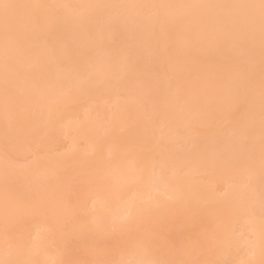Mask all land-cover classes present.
Segmentation results:
<instances>
[{"label": "snow or ice", "instance_id": "obj_1", "mask_svg": "<svg viewBox=\"0 0 264 264\" xmlns=\"http://www.w3.org/2000/svg\"><path fill=\"white\" fill-rule=\"evenodd\" d=\"M200 44L220 50L231 71L218 78L214 103L199 107L197 115L223 129L231 149L246 163L247 184L253 192L259 182L258 236L251 227L245 231L235 224L218 223L204 238L190 234L171 241L165 231L166 217L160 214L163 205L158 189L148 195L147 202L129 204L117 212L97 210L94 204L81 208L71 195L57 204L38 191L10 209L6 205L0 220L4 244L0 264H264V0L77 4L0 0V68L7 121L5 179L8 133L21 112L18 84L29 78V61L38 60L43 50L61 48L65 60L84 65L79 73L82 83L103 85L113 70L121 79L136 77L145 48L153 57L171 61ZM138 84L142 89L152 87L143 80ZM145 103H151L150 91L145 92ZM187 115L173 112L169 119ZM158 127L162 129L164 122ZM185 130L194 131L190 121L177 134ZM162 140L161 135L157 142ZM37 214L52 216L39 242L27 228ZM244 223L251 225V214L244 217ZM97 234L118 235L116 249L109 251L90 239ZM74 239L85 241L94 258L35 259L46 242L58 244L70 256ZM237 254L242 255L235 258Z\"/></svg>", "mask_w": 264, "mask_h": 264}, {"label": "bare ground", "instance_id": "obj_2", "mask_svg": "<svg viewBox=\"0 0 264 264\" xmlns=\"http://www.w3.org/2000/svg\"><path fill=\"white\" fill-rule=\"evenodd\" d=\"M7 1L10 2V0H7ZM25 1L23 0L22 2H25ZM28 1L42 2L41 0H28ZM48 1L49 0L47 1L44 0V2H48ZM52 1L54 2L56 0H52ZM59 1L60 0H57L56 3ZM61 1L64 2L63 0ZM74 1L76 2H73V0L71 1L68 0L67 2H64V3L72 4L73 2V4L74 3L77 4L78 2L80 3L82 1L85 3L86 2L95 3L96 1H99V0H95V1L94 0H90V1L89 0L88 1L87 0L85 1L84 0H74ZM101 1L108 2L107 0H101ZM129 1H132V0H129ZM139 1L146 2V0H139ZM158 1L160 0H157V2ZM168 1L169 0H166V2ZM190 1L188 0L189 3H192V1L193 3H195L194 0H192L191 2ZM207 1L210 3H214L219 0H213L214 2H211L212 0H207ZM207 1H204L203 3H208ZM235 1L237 2L238 0H234L233 2ZM133 2L137 3L138 0L137 1L133 0ZM173 2L180 3V0H175ZM188 2L186 0H181V3H188ZM222 2L228 3L230 2V0L229 1L226 0V2L222 0ZM49 3H51V1H49ZM111 3H113V1ZM127 3H130V2H127ZM218 3H221V2H218ZM82 51L87 53L89 56L94 55L88 49H83ZM29 64H30L29 77L31 76L35 77V79L31 77V79H34L36 82H34V80L31 81V79H27V81H23V85L27 86L26 84L27 82L29 83L28 84L29 86L32 82L31 85H33L34 90L36 87L37 88L44 87L43 89H46V91H48L49 88H45V86H51V90L49 89L47 94L53 95L52 97L57 98L59 103L61 104L63 103L62 105L64 106H62V108L56 107L57 105H59V103L55 101L56 99H53V98L49 100L51 96L48 97L49 95L46 94V91L45 92L42 91L44 95L41 94V90L38 91L39 94H41V95L38 94L39 95L37 96L38 98L34 94H32L33 96H31L29 93L28 94L30 96L27 97L25 96L26 94L23 95L22 91H25L24 88L22 91H20L19 89H21V85L18 84L19 86L18 90L19 92H22L21 94L22 100L23 99L25 100L24 103L31 106L34 111L37 110V112L34 113L32 109L29 108V106L26 107L27 105H25L24 103L21 104L26 108L22 106L21 108L22 112L15 118V120L12 123V127L10 128L9 133H8L9 144L14 142L16 139L17 140L15 141L16 143L14 142L12 144L18 147L21 146L19 148L22 149L21 150L17 147L18 148L17 153H22L21 154L22 156L23 153L28 150L27 152L30 153L29 157H31V154H32V156L34 157V161L36 160L37 164L35 163L33 164V160H32L33 158L31 157V161H30L31 164L28 163L25 166L20 165L15 160L20 154H14L11 148L8 146L10 148L9 151L11 150V152L14 154L15 157L13 156V154H10L9 152V154L12 156L11 157L9 156L8 163L11 162V164L13 165L11 166L7 163V170H8L7 179L10 178V176L13 177L12 181L14 182L18 181L20 183L19 184L15 182L16 183L15 185H17L18 187H20L19 185L22 186L24 184L25 186L23 185L22 187H23V190L25 189V191L20 192L19 191L20 189H18L19 192H16V190L13 189L15 192L13 191L12 193V190H9V192H7V187L6 189H4L5 186L3 184L6 181L5 182L1 181L2 183L0 182L2 184V186H0V220H2L4 212H5V209H3L1 206L2 203L4 204V206L8 204L9 206L8 208L10 209L14 205L15 202L25 200L28 198V196L30 197V195L34 196L39 191L42 195L51 197L58 204L64 196L71 195L70 194L71 192L73 193V195L77 193V191H74L73 189L74 188L76 189L77 187V185L76 187L74 186L75 184H79L80 186H78L77 188H80V187L81 188L79 189V192L77 193V197L75 196L78 199L74 200L73 201L74 203H76L77 205H79L81 208H84V209H90L94 204L97 210L104 209L108 212L120 211L126 208L129 204L138 205V204H141L142 202H147L148 195L154 190L158 189L160 192L159 200L163 205V207L160 209V214L166 217L165 231H166V235L168 239L171 241H178L190 234L200 235L201 238H204L210 235V230L218 223L227 224L228 226L235 224V226L239 230H244L245 228L248 229L249 227H251L255 229L256 234L258 236V231H259V221L258 220H260V217H259L260 215L258 217L252 216L253 217L252 223L251 225H247V226L244 223V217L248 216L247 214H248L249 209L250 210L252 209L249 207H253V205H255L253 201L256 202L257 197H259L257 196L259 195V182L257 181L255 191L253 192L251 189H249L247 182L245 183V181H247V174H244L242 171H241L242 173L240 172L242 177L243 175H245V177L243 178H246V179H243V178L241 179L240 175L234 176L235 174L239 173L240 170L245 169V166H246L245 161L243 160V158L239 157L236 153H234L233 156H230L231 158H229V160L226 161L228 156L232 154V149L230 148L228 149V146L230 145V143L228 145L227 144L228 142L227 143L225 142V140H227L228 138H226L225 140L222 139L225 135L223 129L219 126V124L218 125L209 124L208 122L204 120H199L201 118H199L197 115V110L200 104L207 105V104L214 103L215 91H216L215 86L217 84L218 78L226 75L228 72L231 71L230 67L225 62L224 55L222 54L220 50L214 47H210L207 44H200V45L184 50L181 53V55H179L178 57H176L175 59L171 61H167V60L162 61L156 57H153L151 55L150 49L145 48L143 51L141 64H140L141 71L136 76L138 77V79H136L135 81H136V84H138V80L144 77L145 79L144 78L142 79L143 81H145L147 80L146 79V76H147V78L149 79L147 82H150L152 86L151 87L152 91L155 90L157 91V94H158L157 99H156L157 107L155 108V111L152 106V104L154 103L152 102L145 103V92L150 91L151 93H153L154 91L152 92L151 89L150 90L142 89L141 87H139V84L135 86L136 88H133V86L132 88H130L131 85L129 86V84H135L134 83L135 81L133 78H136V77L126 78L130 80L131 83L128 81L129 84L125 83L123 80L120 82L118 80L120 79L118 75L116 76V78L114 77L116 74H120V73L118 72L115 74V70H113L114 73L111 72L107 74L108 76L110 75L111 76L106 79V82L105 84L102 85V87H99L101 89L97 87L96 85L97 83L95 82H94L95 84L94 83L85 84V83L79 82L80 81V79L78 78L79 73L80 71H82L84 65L81 62H78L76 60H73L71 62L65 60L63 58V51L59 47H54L51 50H47V49L43 50L39 59L29 61ZM202 72H203V75L201 74ZM112 73L114 75H112ZM0 74L2 75L1 70H0ZM54 74L56 75V77L54 76ZM168 75H170L171 78L173 77L172 78L173 81L172 79H169L170 80L169 81L168 78H166ZM204 76H206V78H204ZM74 77L78 81L74 80L76 81L74 82L73 80H71V78L75 79ZM112 77H114V79L118 78L117 80L113 79L114 80L113 83H115L114 85H112L113 83L111 84V82L109 81ZM149 77L152 78L151 81H150L151 78ZM0 78H3V75L0 76ZM36 78L39 80H36ZM131 80L133 81V83ZM1 82L0 84H2ZM19 83H22V81ZM116 83L118 84L120 91L115 93V89L118 91L117 86L115 87V85H117ZM52 86L53 88H56V86L60 88L61 86L62 87L60 88L61 90L67 88V90H64V91L68 93V89H69L70 92L67 94L61 91L60 93V89L57 88L59 90L57 91L58 92L57 94L59 97H56L57 94L52 91L53 90ZM110 87L111 88L114 87L112 88L114 89L113 90L114 92L111 91ZM202 87H203L204 93L202 91ZM30 89H29V92H31ZM31 90L33 93V89ZM97 90L98 91L101 90L102 92L103 91L104 92L100 93ZM105 90L106 91L108 90L106 93L107 95L104 94L106 92ZM133 90H135L136 92L135 91L133 92ZM109 91H111L110 95L108 94ZM122 91H124V94L120 95ZM38 92L36 89L35 93L37 94ZM112 92L115 94H113ZM25 93H27V91H25ZM54 93L56 94V96H54ZM65 94H67V96ZM154 94L155 95L153 96L156 97L157 94L155 92ZM0 95L2 94L0 93ZM63 95L65 98L63 97ZM105 95L107 97L105 99H107L108 101L109 99L111 100V98H113L109 102H107L106 100V102L108 103V105L111 102L110 105L113 104L111 106L115 107L116 108V109L114 108L115 110H113V108L111 109L110 108L111 106L106 105L107 103L105 102V99L103 98L105 97ZM108 95L112 97L110 98ZM124 95L126 96L125 100H124ZM61 96L63 99L61 98ZM113 96L116 98L114 99ZM45 97L49 98L48 100L50 101V103L46 102L48 100L44 101ZM154 97L151 98L152 101L153 99L155 100ZM81 98H90V100L87 101V104L88 106L90 105V107H87L86 106L87 104H85L84 105L86 106L85 110L84 108H82L84 106L80 107L83 109V110L80 109L81 110L80 112L82 113H79V110H78L76 111V113H74L75 115H72L71 112L73 111V109L79 106V105L73 106L72 103L76 104L75 102L77 101V99H78V102L80 103L81 101L83 102L84 99L81 100ZM26 99H28L27 100L28 103L26 102ZM102 100L104 101L102 102ZM185 101H187L188 103L185 104ZM44 102L46 103L44 104ZM97 102H99V104L101 105L100 106L98 104L99 105L98 107H103L106 105L105 106L106 109L97 108V106H95L97 105ZM104 102L105 104H103ZM84 103H81L80 105ZM92 103L93 104L95 103V104L93 105ZM47 104L52 105V108L50 109V111L47 110V112H45L46 111L45 110L43 112L44 114L41 113L40 110L42 109H40L39 107L34 108L35 106L42 105L43 109H46V107H48L47 109H49L50 106H47ZM1 105L2 104L0 102L1 112H4L3 105L2 106ZM67 105L69 108L67 107ZM154 106H156V104H154ZM70 107L73 109L71 110ZM189 107L192 109L191 112H188ZM27 108H29L28 110L29 113L26 112ZM53 108L55 109L52 113L51 111ZM96 108L99 109L100 111L105 110V112L106 110H108L111 112V115L106 117L107 114L104 115L102 114L103 112L102 113L98 112ZM23 109L25 110L23 111ZM68 109L69 111L70 110L71 111L66 112V110ZM147 109L149 110L151 109L153 114L151 112L149 113H151L154 116H151L150 114L148 115ZM31 111L34 113L33 117H29V115H32L30 114ZM48 111L51 113H49ZM173 112L188 113V115L185 116L184 119H180V120L169 119V114ZM45 113L46 115L50 114V116L45 117ZM64 113L65 114L69 113L70 115H72L70 116L66 114L67 117L70 116L69 120L67 117H63ZM109 114L110 113H108V115ZM40 115L42 117H45V119H43ZM146 115H148L149 119L147 118ZM190 115L193 117L191 118ZM150 116L154 117V121H156L155 122L156 124H154V121L150 118ZM60 117H62L63 119H60ZM104 117L108 119L106 120V118ZM64 118L65 120H68V121H65ZM160 118L163 119V122H164V127L162 129H160L157 126L158 125L157 120ZM57 119L58 120L60 119V122L62 121V123L60 124L61 127H64L62 125H65L64 131L62 130L63 134L61 132L60 133L67 137V139L64 138V140H68V144L71 145V146L67 145L68 148H70L69 152L66 151L68 150L67 148L65 151H63V153H60V154L54 153V151H52V150H55L54 147L57 146L55 145V143L56 144L59 143L58 141L62 140V138L64 137L60 133L56 134L57 132L60 131V128H56L59 131H53L54 129L53 126L56 124L55 122L58 121ZM161 121H159V123ZM189 121L191 122L194 128V131L185 130V131H188V133L186 132L185 134L184 133L185 131H184L183 132L184 133L183 135H185L184 137L182 133L178 135L177 129L184 128L185 125L189 123ZM60 122H58V124ZM41 125L43 126L45 125V126L42 127ZM60 125L58 126L60 127ZM153 125L159 129L158 131L156 129L158 133L154 130L157 134H155L154 131H150V129L153 130L151 127ZM58 126L56 124V127ZM6 127H7V121L4 115L3 120L0 119V136L2 137L0 138L1 140L0 142H2V139H4V142H5V143L3 142L4 145L0 146V148H2V151L0 149V178H2L3 181L5 180V168H6L5 156L3 155L5 154L4 152L5 148L3 146L6 147L5 145L6 144V140H5ZM39 127L41 128L39 129ZM42 128L44 129L46 128L47 130H43ZM35 129L40 130V132L38 131V134H37V131H35ZM48 130H51L53 132L52 133L51 131H49L51 132L50 134L54 137L52 138L53 140H55L57 136L61 135L62 137L61 136L58 137L61 139L59 140L57 139L56 142L52 140L53 141L52 144L55 146L51 147L52 146L51 145L50 149L52 150L50 151H52L53 153H50V151H48L49 149H47L43 145L44 148H46V150L48 151V153H45V155H43V152H45L46 150L43 149V146H41L42 148L39 147V144H42L40 143L42 140L46 142L45 140L46 137H44L45 133L43 132H46L45 134L46 136L47 133H49L47 132ZM145 130L149 132L148 133V135L150 134L149 136L146 134L147 132H145ZM32 131H35L34 134L36 133L39 138L35 137ZM29 134H32V136L35 137L36 140L40 139L39 142L38 140L35 141V139H33L32 137L28 138V136H31ZM70 134L73 136H71ZM189 134H192V136L195 135L196 137L194 136V138H192ZM40 135L43 138L40 137ZM68 135L71 137V140H69L70 137H68ZM161 135L163 136V140L161 142H157L158 138ZM186 135H189V136H186ZM133 136L134 138L137 137L135 138L136 143H134V141L130 142L131 139L134 140V138H132ZM10 137L12 138L16 137V138L12 139ZM187 137L193 139L191 145H195V146L191 147L193 149L192 152H188L190 153L191 157L189 156L188 153H186L187 156L185 155L186 159H184L185 157L182 155L184 151L183 149L186 148L187 151L189 149L181 145L189 143ZM30 138H32L35 145L33 144V142L29 143V141L31 140ZM184 138H186L187 140ZM183 139L186 142H183ZM217 139L218 140L220 139V141H218ZM10 140L12 142H10ZM211 140H217V141H215L216 143H214V141L212 142ZM48 141H49V138L47 142ZM69 141H71V143H69ZM79 141H83L84 145L83 146L81 145L82 142H80L79 144ZM181 141L183 142V144H181L182 143ZM176 142H179L178 146ZM197 142H199L200 144ZM3 143H0V144H3ZM49 143H51V140L49 141ZM49 143H43V144L47 145ZM31 144L33 146L38 147L39 150H36L38 148H35V147L29 148L28 146H30ZM165 145L166 146L171 145L170 147L172 149L175 146L173 151L177 149L178 151L183 150L181 152L182 156L181 155H180L181 157L179 156L180 153L178 151L177 152L179 154H175V152H173L171 149V152L174 153L176 156L177 155L178 156L177 157L175 156L173 158L172 156L168 157L170 155L168 153L170 152L168 148L170 147H165ZM25 147L28 149H25ZM189 147H190V144H189ZM30 149L34 151L33 152L30 151ZM162 149L164 150L163 152L165 153L168 149L166 155L170 159V161H173L174 163L173 162L171 163L170 161L166 162L168 158L165 159V157H163V155L164 156L166 155L165 153L162 154ZM14 150L15 149H13V151ZM35 150L36 152L38 151V153H40L41 155L37 153L35 154ZM70 152L74 154L73 157ZM185 152L186 151H184V153ZM226 152L230 154L228 155L226 154ZM49 154H53V156L58 155L55 157L57 158V160H55L54 158V160L51 161L50 158L53 159V157L52 155H49ZM66 154L67 156H65ZM63 155L67 158H65ZM157 155H159L158 156L160 157L159 159ZM26 156H27V153H26ZM188 156L192 159L197 157L200 160L199 161L197 159L198 162H201L202 160L203 161L207 160L208 165L204 163L205 161L204 162L202 161L203 167L200 166L201 163L200 164L198 163L199 165H197V160L195 161L193 160L192 162L190 158H189L190 160L188 159ZM212 156H213L212 161L214 162V158H215V163L219 167L216 165H215L216 167L213 166L215 168L210 167L212 165H209L211 161L209 160L208 162V159L212 158ZM12 157L15 161H13ZM46 157H49V159ZM161 157L164 158L165 161H162L163 159ZM58 158L60 160H58ZM38 159L41 161L45 160V165H44V161L41 164ZM182 159L186 161L188 160L186 162L188 165L190 164L189 161H191V163L193 164L194 162H196V166H193V164H191L192 165L191 167H193L191 168L190 166L185 165V162ZM222 159L224 162L222 161ZM181 160L184 162L183 167L181 164L179 166L177 165L178 162L180 163ZM38 162L40 165L38 164ZM15 163L17 164V166H14L16 165ZM239 164L243 165L242 168H240V170L238 169L237 172L235 170L232 171L235 173H233V175L231 174L228 177L230 180L225 179V177H227L226 175L227 172H225L226 169L236 167L235 169L237 170V165ZM26 166L31 167V168L23 169ZM220 166H223L222 168L223 170L225 168V170L224 171L222 170L221 173L225 172L224 174L223 173L222 174L224 176L226 175L225 177L222 176L223 178L222 181L227 180V181H224V183L221 182L222 186L218 184L221 181L220 180L221 175L218 176L217 174L220 172V170H218L217 173L216 171H213V169L214 170H217L218 168L221 169ZM18 167H21L22 170H20ZM162 167H163V174H161ZM14 168H18V169L14 170ZM210 168L212 169L213 173L217 174V176L215 174V176L213 177L212 175L209 174L211 177H205L207 176L204 174L205 169L206 171L208 169V172H209ZM228 171L229 172L227 174L232 173L230 172V169H228ZM197 173L199 174V176L202 174L205 175L204 179L205 178L206 179L202 180L203 176L202 178L201 176L196 178V175L198 176ZM34 176L36 177V179ZM28 177L30 178L28 179ZM75 178H77L78 180L75 181ZM207 178L210 179V183L208 184H207ZM209 179H208V182H209ZM215 179H219L220 181H216ZM21 182H24V183H21ZM28 184H30L31 187ZM215 184L217 186H220L221 188L220 190H222L223 193L218 194L217 191L215 192V187H217ZM222 187L226 188L225 190L226 192L222 189ZM4 191H6L7 193L5 192L6 193L5 194ZM26 191H28L27 193L29 194L25 193ZM254 198L255 200H252ZM141 200L143 201L141 202ZM251 202L254 204H252ZM257 202L260 203L259 200ZM259 203H256V205L258 204L256 207H260ZM179 206L181 207V209ZM256 207L254 206L253 208H256ZM177 209H179L180 211H178ZM203 210L205 212L202 213ZM255 210H257V208ZM258 211L256 212V214H261V211L260 212ZM178 213L180 214L177 215ZM250 214H252V212ZM51 222H52L51 215L37 214L29 220L27 228H28V231L31 233V235H33L32 237L35 240H37V242H39L42 238L46 236L47 234L46 230L48 229ZM90 239L97 240L103 247H105L109 251L115 250L120 241V237L118 235L97 234L95 237H92ZM76 240L78 239H74L73 242ZM73 242L71 245L70 256L66 254L63 248L60 247L58 244H52L50 242H46L43 249L38 253V255L35 256V259H38L41 261H53V260L62 259V258L63 259H67V258L92 259L94 258L95 253L92 252L88 248L87 243L85 241L78 240L77 243L75 244ZM3 247H4L3 239L0 238V254L3 253ZM117 254L119 255L120 253H117ZM240 255L237 254L235 258H240ZM258 258L259 257L257 255V259Z\"/></svg>", "mask_w": 264, "mask_h": 264}, {"label": "rangeland", "instance_id": "obj_3", "mask_svg": "<svg viewBox=\"0 0 264 264\" xmlns=\"http://www.w3.org/2000/svg\"><path fill=\"white\" fill-rule=\"evenodd\" d=\"M22 1H23V0H22ZM22 1H20V0H18V1L16 0V1H15V0H14L15 3H16V2H22ZM24 1H25V0H24ZM27 1H28V0H26L25 2H27ZM41 1L44 2V0H41ZM45 1H47V0H45ZM49 1H51V3L53 2L52 0H49ZM49 1H48V3H49ZM56 1H57V0H56ZM56 1H54L53 3H56ZM63 1H64V2H67L68 0H67V1L63 0ZM70 1H71V0H70ZM84 1H85V0H84ZM87 1H88V0H87ZM89 1H90V0H89ZM94 1H95V0H94ZM107 1H108L109 3H111L112 1H113V3L115 2V0H112V1H111V0H107ZM120 1H121V0H120ZM120 1H119V0H116L117 3H122V2H123V0H122L121 2H120ZM125 1H126V3H127V2H130V3L133 2V0H132V1L124 0L123 3H125ZM136 1H137V0H136ZM169 1H170V2H169ZM169 1H168V2L171 3V2H173V1H175V0H173V1L169 0ZM186 1L188 2V0H186ZM189 1H190V0H189ZM191 1H192V0H191ZM191 1H190V2H191ZM197 1H199V0H194L195 3H203L204 1H207V0H203V1L201 0V1H199V2H197ZM224 1L226 2V0H224ZM227 1H229V0H227ZM231 1L233 2L234 0H230V2H231ZM7 2H9V1H7ZM14 2H13V0H10V3H14ZM28 2H30V1H28ZM59 2H60V3H64V2H62L61 0H60ZM59 2H57V3H59ZM73 2H76V1L73 0ZM73 2H72V4H73ZM77 2H78V1H77ZM82 2H83V1H82ZM82 2H80V3H82ZM97 2H99V3H101V2H102V3H108V2H106V1L104 2V1H101V0L96 1L95 3H97ZM116 2H115V3H116ZM139 2H140V1L138 0L137 3H139ZM155 2H157V0H155ZM158 2H166V0H160V1H158ZM207 2H208V1H207ZM211 2H214V1L212 0ZM218 2L224 3V2H222V0H219V1L214 2V3H218ZM235 2H236V1H235ZM237 2H238V1H237ZM78 3H79V2H78ZM83 3H85V2H83ZM86 3H88V2H86ZM90 3H92V2H90ZM93 3H94V2H93ZM173 3H175V2H173ZM177 3H178V2H177ZM180 3H181V0H180ZM188 3H189V2H188ZM192 3H193V1H192ZM208 3H210V2H208ZM226 3H227V2H226ZM74 4H75V3H74ZM0 70L2 71V68H0ZM54 72H55V71H54ZM111 72H113V71H111ZM111 72H109V73H111ZM109 73H108V74H109ZM113 73H114V72H113ZM113 73H112V75H114ZM116 73H118V72L115 71V74H116ZM201 74L203 75V72H202ZM2 75H3V71H2ZM2 75L0 74V76H2ZM117 75L120 77V74H116L114 77L116 78ZM54 76L56 77L55 74H54ZM73 76H74V75H73ZM75 76H76V75H75ZM110 76H111V75H110ZM110 76L107 75V78L110 77ZM168 76H169V77H168ZM168 76L166 77V78H168V80L173 78V77L171 78L170 75H168ZM31 77H32V76H31ZM31 77H29L28 79H31ZM55 77H53V78H55ZM71 77H72V76H71ZM77 77H78V76H77ZM114 77H112V78L109 80V81L111 82V84L114 82V80H117V79H118V78H117V79H114ZM32 78L35 79V77H32ZM74 78H75V77H74ZM78 78H79V77H78ZM78 78H77V79H78ZM142 78H144V77H142ZM142 78H141L140 80H143ZM149 78H151V77H149ZM204 78H206V76H204ZM1 79H2V80H1ZM34 79H31V81H33ZM113 79H114V80H113ZM133 79H134V81H135L136 79H138V77L133 78ZM144 79H145V78H144ZM146 79H147V80H145V81H148V80H149V79L147 78V76H146ZM36 80H39V79L36 78ZM71 80L74 81V80H76V78H75V79L71 78ZM118 80H119L120 82L123 80V81H124L125 83H127V84H129L128 81L130 82V80H129V79H126V78H125V80H124V79H121V78L118 79ZM140 80H138V81H140ZM151 80H152V78L150 79V81H151ZM1 81H2V82H1ZM26 81H27V80H26ZM76 81H78V80H76ZM76 81H74V82H76ZM131 81H132V80H131ZM169 81H170V80H169ZM172 81H173V79H172ZM203 81H204V80H203ZM0 82L2 83V84H0V85H1V87H0V93L2 94V91H1V90H2V86H3V78H0ZM34 82H36V81L34 80ZM34 82H33V83H34ZM79 82H81V81H79ZM120 82H119V83H120ZM117 83H118V81H117ZM117 83H116V84H117ZM130 83H131V82H130ZM132 83H133V81H132ZM134 83H135V84H129V86L131 85L130 88H132V86H133V88H136L135 86H137L138 84H136V81H135ZM148 83H150V82H148ZM202 83H203V82H202ZM202 83H201V84H202ZM26 84H27V86L25 85V86H26V87H25V86L23 85V81H22V83H19V85H21V89H19V90L22 91L23 88H24V90L27 91V93H25V91H22V92H23V95L26 94L25 96H27V97H29L30 95L33 96L32 94H34V95L37 97V96L43 94L42 91H44V92L46 91V89H43L44 87H39V88L36 87L35 90H34L33 85H31L32 82H31V84H30L29 86H28L29 83L26 82ZM94 84H95V83H94ZM114 84H115V83H113L112 85H114ZM127 84H126V85H127ZM55 85H57V84H55ZM96 85H97L98 88H99V87H102V85H99V84H96ZM98 85H99V86H98ZM22 86H24V87H22ZM30 86H32V87H30ZM116 86H117L118 91L115 89V93L120 91V89H119V87H118V84L115 85V87H116ZM129 86H128V87H129ZM18 87H19V86H18ZM26 88H28V89H26ZM30 88L33 89V93H32V90H31ZM40 88H42V89H40ZM45 88H49V89L51 90V86H45ZM52 88H53V86H52ZM57 88L60 89V88H62V87L60 86V88H59L58 86H56V88H53L52 91L55 92L56 94L58 93L57 91H59ZM95 88H96V87H95ZM110 88H111V87H110ZM110 88H109V90H110ZM112 88H114V87H112ZM112 88H111V91L114 90V89H112ZM29 89H30L31 92H29ZM36 89H37V92L41 90V94H39V92L36 94V93H35ZM49 89H48V91H49ZM99 89H101V88H99ZM54 90H55V91H54ZM64 90H67V88L62 89V90L60 89V93H61V91L65 92ZM48 91H46V94L48 93ZM52 91H51V92H52ZM97 91H98V90H97ZM105 91H106V90H105ZM107 91H108V90H107ZM107 91H106L104 94H106ZM111 91H109L110 93L108 92L109 95L111 94ZM131 91H132V90H131ZM134 91H135V90H133V92H134ZM151 91H152V89H151ZM153 91L157 94V91H155V90H153ZM153 91H152V92H153ZM202 91H203V87H202ZM22 92H20V93L22 94ZM53 92H52V93H53ZM69 92H70V90L68 89V93H69ZM98 92L101 93L102 91L100 90V91H98ZM103 92H104V91H103ZM103 92H102V93H103ZM113 92H114V91H113ZM113 92H112V93H113ZM135 92H136V91H135ZM154 92H153V93L150 92V93L152 94L151 96L155 95ZM28 93H29L30 95H29ZM55 93H54V96H56ZM65 93H67V92H65ZM68 93H67V94H68ZM115 93H113V94H115ZM203 93H204V91H203ZM38 94H39V95H38ZM67 94H65V95L67 96ZM113 94H112V95H113ZM117 94H118V93H117ZM121 94H124V91H122V92L120 93V95H121ZM43 95H44V94H43ZM47 95H49V94H47ZM106 95H107V94H106ZM106 95H105V97H103L104 99L107 98ZM109 95H108V96H109ZM120 95H119V96H120ZM1 96H2V95H0V102H1V104L3 105V102H2V100H3L2 97H3V96H2V97H1ZM25 96H24V97H25ZM45 96H46V95H45ZM50 96H51V97H50ZM52 96H53V95L50 94V95L48 96V97H50V99H49L48 97H45V99H44V98H43V99H44V101H45V100H48V99L51 100V98H53V99H56L55 101H57V102L59 103V101L57 100V98H54V97H52ZM101 96H102V94H101ZM114 96H115V95H114ZM114 96H113V97H114ZM116 96H117V95H116ZM157 96H158V94L156 95V97L153 96V97L155 98V100L153 99L154 102L151 100L152 103L156 104L155 108L157 107V103H156V102H157V101H156ZM40 97H42V96H40ZM43 97H44V96H43ZM56 97H59L58 94H57ZM63 97H64V95H63ZM109 97L111 98L112 96H109ZM121 97H123V96H121ZM153 97H151V98H153ZM37 98H38V97H37ZM61 98H62V96H61ZM64 98H65V97H64ZM115 98H116V97H114V99H115ZM1 99H2V100H1ZM39 99H40V98H39ZM59 99H60V98H59ZM62 99H63V98H62ZM83 99H84L85 103H84V101H83V102L81 101V100H83ZM112 99H113V98H111V100H112ZM125 99H126V96L124 95V100H125ZM27 100H28V99H26V102L28 103ZM49 100L46 101V102L50 103ZM79 100H80V99H79ZM81 100H80L81 103H84V104H82V105H80L81 103L78 102V99H77V101L75 102L76 104L72 103L73 106H74V105H76V106L79 105V106H77L76 108L74 107L75 109H73V108L70 107L71 110L73 109V111L71 112L72 115H75L74 113H76V111H78V110H79V113H82V112H80V111L83 110L82 108H84V110H85V109H86V106H87V107H90V105L88 106V104H87V101L90 100V98H81ZM106 100H107V99H105V102H106ZM111 100L109 99V101H111ZM120 100H122V99H120ZM103 101H104V100H102V102H103ZM109 101L107 100V102H109ZM24 102H25V100L23 99V100H22V103H24ZM46 102H44V104H45ZM77 102H78V103H77ZM89 102H90V101H89ZM102 102H101V103H102ZM105 102H104L103 104H105ZM107 102H106V103H107ZM22 103H21V104H22ZM41 103H42V102H41ZM110 103H111V102H110ZM110 103H109V105H108V103H107L106 105H108V106L113 105V104L110 105ZM202 103H203V101H202ZM24 104L27 105L26 103H24ZM39 104H40V103H39ZM60 104H61V103H59V105H57L56 107H61V108H62V106H64V105H62L63 103H62L61 105H60ZM69 104H70V103H69ZM85 104H87V105L84 106ZM92 104H93V103H92ZM92 104H91V105H92ZM94 104H95V103H94ZM94 104H93V105H94ZM98 104H99V102H97V105H95V106H97V108H99V109L105 108V109H106V107H105L106 105L103 106V107H98V106L100 105V104H99V105H98ZM103 104H102V105H103ZM154 104H152V106H154ZM2 105H1V106H2ZM42 105H43V104H42ZM42 105L35 106L34 108L39 107L40 109H42V110H40L41 113H43L45 110H46L45 112H47V110L50 111V109L52 108V105L47 104V106H50L49 109H47L48 107H46V109H43V106H42ZM55 105H56V104H55ZM205 105H206V104H205ZM22 106H23V105H21V108H22ZM28 106H29V105H27L26 107H28ZM45 106H46V105H45ZM53 106H54V105H53ZM82 106H84V107H82ZM100 106H101V105H100ZM108 106H107V107H108ZM200 106H204V105L200 104L199 107H200ZM23 107H24V106H23ZM26 107H24V108H26ZM56 107H55V108H56ZM67 107H68V105H67ZM80 107H82V108H80ZM29 108H31L32 111H33L34 113L37 112V110L34 111L33 108H32L31 106H29ZM29 108H27V111H26V112H28V113H29V111H28ZM39 108H38V109H39ZM44 108H45V107H44ZM55 108L52 109V111H51L52 113H53V111H54ZM68 108H69V107H68ZM78 108H79V109H78ZM97 108H96V110H97L98 112H101V113L103 112L102 114H104V115L107 114L106 117H108V116L111 115V112H110V111H108V110H106V112H105V110H103V111L101 110V111H100V110L97 109ZM108 108H109V107H108ZM110 108H111V109L113 108V110L116 109L115 107H112V106H111ZM114 108H115V109H114ZM57 109H58V108H57ZM80 109H81V110H80ZM111 109H109V110H111ZM24 110H25V109H23V111H24ZM71 110H70V111H71ZM87 110H89V109H87ZM150 110H151V109H150ZM150 110L147 109V111H148V115L150 114L151 116H154V115H152V114H153V113H152V110H151V111H150ZM32 111H31V113H30V114H32V115H29V117H33V114H34V113H33ZM38 111H39V110H38ZM40 111H39V112H40ZM49 111H48V112H49ZM67 111L70 112L69 109L66 110V112H67ZM94 111H95V110H94ZM21 112H22V110H21ZM21 112H20V113H21ZM51 112H49V113H51ZM83 112H84V111H83ZM104 112H105V113H104ZM113 112H115V111H113ZM149 112H151L152 114L149 113ZM153 112H154V111H153ZM108 113H110V114L108 115ZM144 113H145V112H144ZM146 113H147V112H146ZM43 114H44V113H43ZM66 114H67V115H70L69 113H66ZM66 114L64 113V114H63V117H67ZM98 114H99V113H98ZM4 115H5V113H4V112H1V109H0V117L2 116V117L0 118L1 120H3V116H4ZM37 115H38V114H37ZM72 115H70V116H72ZM148 115H146L147 118H148ZM40 116H41V115H40ZM40 116H38V117H40ZM49 116H50V114H49V115H48V114L46 115V113H45V117H49ZM70 116L67 117L68 120H69V117H70ZM151 116H150V118L154 121V117H151ZM41 117H42V116H41ZM45 117H42V118L45 119ZM106 117H104V118H106ZM190 117L192 118L193 116L190 115ZM195 117H196V116H195ZM30 119H31V118H30ZM40 119H41V118H40ZM60 119H63V118L60 117ZM60 119H59V120L57 119L58 121L55 122V123L57 124V126L60 125V124L62 123V121L60 122ZM107 119H108V118H106V120H107ZM148 119H149V118H148ZM160 119H161V118H160ZM160 119L157 120V121H158V122H157L158 125H159V121H161V120L163 121V119H161V120H160ZM64 120H65V118H64ZM68 120H65V121H68ZM104 120H105V119H104ZM106 120H105V121H106ZM199 120H202V119H199ZM42 121H43V120H42ZM44 121H45V120H44ZM46 121H47V120H46ZM191 121H192V120H191ZM194 121H195V120H194ZM58 122H60V123L58 124ZM102 122H103V121H102ZM155 122H156V121H154V124H156ZM63 123H64V122H63ZM66 123H67V122H66ZM42 124H43V123H42ZM56 124L53 126L54 129L52 128L53 131H59V130H57L56 128H60V131L57 132L56 134H59L60 132L62 133V132L64 131V127H65V125H62V126H64V127H61V125H60V127H59V126L56 127ZM64 124H65V123H64ZM102 124H103V123H102ZM45 125H46V124H45ZM45 125H44V126H45ZM158 125H157V126H158ZM217 125H218V124H217ZM41 126L44 127L43 125H41ZM151 127H152L153 130H151V129L149 128L150 131H154V130L156 131V129H157V131L159 130V129H158L157 127H155L154 125L151 126ZM153 127H155V128H153ZM40 128H41V127H39V129H40ZM42 129H43V130H47L46 128H45V129L42 128ZM42 129H41V130H42ZM52 129H51V130H52ZM115 129H116V128H115ZM51 130H48L47 132H49V131H51ZM62 130H63V131H62ZM35 131H37V134H38V131L40 132V130H38V129H35ZM35 131H32V133L34 134ZM155 131H154V133L157 134L158 132L156 131V132H157V133H156ZM30 132H31V131H30ZM51 132H52V131H51ZM51 132L47 133V135L49 134L48 136H47V135L45 136L46 132H43V133H45V134H44V137H46V138H45L46 142H44V141L41 139L42 141H41L40 143H42V144H39V147H41V146L44 145L47 149H49L48 151H50V150H52V149H50V146H51V145H52L51 147L57 145V146H56L57 148L54 147L55 150H52V151H54V153H57V154L59 153V154H60V153H63V151H65V150L68 148V146H71V145L68 144V140H64V138L67 139V137L64 136V135H62L63 133H62V134L60 133L62 136H64V137L62 138V140L58 141L59 143H57V144L55 143V145H53V144H52L53 141L56 142L57 139H58V140L61 139V138H58V137H60L61 135H60V136H57L56 139L53 140L52 138H54V137L50 134ZM145 132H147V131L145 130ZM186 132L188 133V131H185L184 133L186 134ZM41 133H42V132H41ZM52 133H53V132H52ZM115 133H116V132H115ZM148 133H149V132H147L146 134L148 135ZM184 133L182 132V135H183ZM37 134L35 133L34 135H35V137L39 138V137L37 136ZM72 134H74V133H72ZM29 135H31V136H28V138H29V137H32L33 139H35V141L38 140V139L36 140V138L33 137L32 134H29ZM41 135H42V134H41ZM41 135H40V137H42ZM54 135H55V134H54ZM70 135H71V134H70ZM149 135H150V134H149ZM149 135H148V136H149ZM152 135H153V134H152ZM182 135H181V136H182ZM189 135H190L192 138H194V136H195V135L192 136V134H189ZM189 135H186V136H189ZM49 136H50V137L52 136V137L50 138ZM55 136H56V135H55ZM62 136H61V137H62ZM71 136H73V135H71ZM113 136H114V134H113ZM117 136H118V135H117ZM155 136H156V135H155ZM184 136H185V135H183V137H184ZM225 136H226V135H224V137H225ZM47 137L49 138V141L51 140V143H49V141L47 142V140H48ZM68 137H70V136L68 135ZM195 137H196V136H195ZM224 137H223L222 139L225 140V139L227 138V136H226L225 138H224ZM0 138H2V137L0 136ZM10 138H12V137H10ZM15 138H16V137H15ZM15 138L13 137L12 139H15ZM32 138H30V139L32 140ZM42 138H43V137H42ZM132 138H134V136H133ZM135 138H137V137H135ZM135 138H134V140L131 139L130 142H131V141H134V143H136V142H135ZM181 138H182V137H181ZM187 138H188V137H187ZM192 138H188V141H189L188 144L186 143V144H184V145H181V144H183V142H186V141H184V139H186V138L183 139V142L181 141L182 143L180 142V143H181V144H180L181 146H183V147H187V148L189 149V150L187 151V149L184 148L183 150L186 151L185 153H184L183 150H181V151L179 150V151H178V149L175 150V151H173V149L175 148V146H174V148L172 149V148L170 147L171 145H170V146H169V145H167V146L165 145V147H170V148H168L169 151H170V152H168V153L170 154L168 157H171V156H172V158H173V157L176 156L175 154H179V153H180V154H179V156H180L182 151H183V154H182V155L185 157L186 153H188V152H192L193 149H192L191 147L195 146V145H191L192 140H193ZM189 139H190V140H189ZM222 139H221V141H222ZM31 140L29 141V143L33 142V140H32V141H31ZM39 140H40V139H39ZM39 140H38V142H39ZM52 140H53V141H52ZM69 140H71V137H70ZM186 140H187V139H186ZM217 140H218V139H217ZM217 140H211V141H212V142L214 141V143H216L215 141H217ZM0 141H1V140H0ZM13 141H14V140H13ZM15 141H17V140L15 139ZM15 141H14V142H15ZM66 141H67V142H66ZM179 141H180V140H179ZM190 141H191V142H190ZM218 141H220V139H219ZM3 142H4V139H2V142H0V143H3ZM10 142H12V141L10 140ZM14 142H12V143H14ZM26 142H27V141H26ZM80 142H82L81 145L83 146V145H84V144H83V141H79V144H80ZM225 142H226V143L228 142V143H227L228 145H229V143H230L228 139L225 140ZM4 143H5V142H4ZM4 143H3V144H0V146H1V145H4ZM12 143H11V144H8V146L11 148L12 152H13L14 154H20V155H18V157L15 159L17 163H19L20 165H24V166H25L26 164H28V163L31 164L30 161H31V157H32V158H33V159H32V160H33V164H34V163L37 164V163H36L37 161H36V160L34 161V157L32 156V154H31V157H29V156H30V155H29L30 153L27 152L28 150L25 151V152L27 153V156H26V153L24 152V150H23V152H24L23 155H24V156H23V155L21 156L22 153H17V149H18L19 147H21V146L18 147V146H16V145L12 144ZM15 143H16V142H15ZM18 143H19V142H18ZM18 143H17V144H18ZM43 143H49L50 145L47 144V145H48V147H47V145H46V144H43ZM69 143H71V141H69ZM176 143H177V146H178V145H179V142H176ZM176 143H175V144H176ZM197 143H199V142H197ZM214 143H213V144H214ZM19 144H20V143H19ZM33 144H34V142H33ZM175 144H173V145H175ZM189 144H190V147H189ZM199 144H200V143H199ZM207 144H208V143H207ZM211 144H212V143H211ZM5 145H6V144H5ZM34 145H35V144H34ZM62 145H63V146H62ZM67 145H68V146H67ZM173 145H172V146H173ZM185 145H186V146H185ZM44 146H43V149L46 150V148H44ZM82 146H81V147H82ZM229 146H230V145H229ZM229 146H228V149H229V148L231 149V147H229ZM3 147L5 148V146H3ZM9 147H8V148H9ZM17 147H18V148H17ZM22 147H24V146H22ZM28 147H29V148H30V147L38 148V147H36V146H33L32 144H31L30 146H28ZM183 147H182V148H183ZM210 147H212V146H210ZM10 148H9V149H10ZM12 148L15 149V150L13 151ZM41 148H42V147H41ZM71 148H72V147H71ZM163 148H164V146H163ZM176 148H177V147H176ZM0 149H1V151H2V148H0ZM19 149H21V148H19ZM25 149H28V148L25 147ZM69 149H70V148H68V150H66V151L69 152V151H70ZM165 149H166V148H165ZM168 149H167V151H168ZM171 149H172L173 152H175V154L171 152ZM3 150H4V149H3ZM11 150H10L9 152H10V154H13V153L11 152ZM21 150H22V149H21ZM21 150H20V151H21ZM36 150H39V148L36 149ZM36 150H35V154L37 153V154L41 155L40 153H38V151L36 152ZM41 150H42V149H41ZM73 150H74V149H73ZM20 151H18V152H20ZM30 151L33 152L34 150L30 149ZM48 151H47V150H46L45 152L42 151V152H43V155H45V153H48ZM52 151H50V153H53ZM163 151H164V150L162 149V154L165 153V152H163ZM165 151H166V150H165ZM167 151H166V153H167ZM177 151H178L179 153H178ZM4 152H5V151H4ZM32 152H31V153H32ZM42 152H41V153H42ZM73 152H75V151H73ZM105 152H107V151H105ZM229 152H230V151H229ZM2 153H3V152H2ZM65 153H66V152H65ZM70 153H71V152H70ZM166 153H165V155H166ZM230 153H231V152H230ZM230 153H227V152H226V154H228V155H229ZM234 153H235V152H233V150H232V154H230V155L228 156L227 160H226V159H225V160L228 161L229 158H231L230 156H233ZM10 154H9V156L11 157L12 155H10ZM14 154H13V156H14ZM71 154H72V153H71ZM71 154H70V155H71ZM171 154H172V155H171ZM173 154H174V155H173ZM188 154H189V156H190V153H188ZM3 155L5 156V154H3ZM33 155H34V154H33ZM49 155H52V157H53V159L50 158L51 161H53L54 158H55L56 156H58V155L53 156V154H49ZM73 155H74V154H72V157H73ZM182 155H181V156H182ZM20 156H21V157H20ZM34 156H35V155H34ZM37 156H38V155H37ZM37 156H36V157H37ZM59 156H60V155H59ZM63 156H64V155H63ZM65 156H67V154H66ZM65 156H64V157H65ZM158 156H159V155H157V157H158ZM177 156H178V155H177ZM177 156H176V157H177ZM181 156H180V157H181ZM186 156H187V155H186ZM189 156H188V159L191 157V156H190V157H189ZM14 157H15V156H14ZM26 157H27V158H26ZM72 157H71V158H72ZM163 157H165V159L168 158L167 155H166V156L163 155ZM184 157H183V158H184ZM192 157H193V156H192ZM24 158H25V159H24ZM46 158L49 159V157H46ZM65 158H67V157H65ZM69 158H70V157H69ZM159 158H160V157H158V159H159ZM161 158H162V157H161ZM12 159H13V157H12ZM12 159H11V160H12ZM41 159H42V158H41ZM162 159H163V160H162ZM162 159H160V160L165 161L164 158H162ZM174 159H175V158H174ZM180 159H181V158H180ZM184 159H186V157H185ZM190 159H191V161L193 162V160L195 161V160H197L198 158L195 157L194 159H192V158H190ZM190 159H189V160H190ZM212 159H213V156H212V158L208 159V162H209V160H210L211 162L209 163V165H212V166H210V167L215 168V167L218 166V165L215 163V158H214V162L212 161ZM15 160L13 159V161H15ZM38 160H39V159H38ZM50 160H49V161H50ZM55 160H57V158H55ZM58 160H60V159L58 158ZM182 160H183V159H182ZM182 160H181V161H182ZM198 160H199V159H198ZM198 160H197V165H199V164L201 163L200 166H202V164H203L204 161H205L204 163L207 164V160H204V161L202 160L203 162H202V161H201V162H198ZM20 161H21V162H20ZM27 161H28V162H27ZM43 161H44V165H45V160H43ZM43 161L39 160V162H40L41 164H42ZM169 161H170V159L168 158L166 162H169ZM181 161H180V163L178 162V164H177V163H175V164H177L178 166L181 164L182 167H183V165H184L183 163L185 162V165H188V164L186 163L188 160H187V161H186V160H183L184 162L182 161V163H181ZM191 161H189L190 164L188 165V166H190V167L192 166L191 164H193V163H191ZM199 161H200V160H199ZM222 161H223V159H222ZM39 162H38V164H39ZM47 162H48V161H47ZM170 162L172 163L173 161H170ZM189 162H188V163H189ZM223 162H224V161H223ZM173 163H174V162H173ZM198 163H199V164H198ZM212 163H213V164H212ZM8 164L11 165V166L13 165V164H11V162L8 163ZM15 164H16V163H15ZM47 164H48V163H47ZM175 164H174V165H175ZM194 164H195V165H194ZM194 164H193V166H196V162H194ZM39 165H40V164H39ZM207 165H208V164H207ZM215 165H216V166H215ZM14 166H17V164L14 165ZM33 166H34V165H33ZM213 166H215V167H213ZM238 166H239V167H238ZM240 166H241V167H240ZM242 166H243V165H241V164L237 165V170L235 169L236 167H235V168H234V167H233V168H227L225 172L228 173V172H229L228 169H230V172H232V171H234V170L237 172L238 169L240 170V168H242ZM244 166H245V165H244ZM202 167H203V166H202ZM205 167H207V166H205ZM218 167H219V166H218ZM228 167H229V166H228ZM18 168H19L20 170H22L21 167H18ZM18 168H14V170H15V169H18ZM26 168H31V167H27V166H26V167L23 168V169H26ZM191 168H193V167H191ZM220 168H221V169L218 168L217 170H214V169H213V171H216V173H217V171L220 170V172L217 173V174H218V176L221 175V177H220V178H221V179H220L221 181H220L219 179H215V180H216V181H220L218 184L221 185L222 183H224V181H227V180L222 181V180H223L222 176L225 177V176L227 175V177H225V179L230 180L228 177H229L231 174L233 175V173H235V172H232V173H229V174L226 173V175L224 176L223 174H224L225 172H224V173L222 172L223 174L221 173V171L223 170V169H222L223 166H220ZM243 168H244V167H243ZM188 169H189V168H188ZM202 169H203V168H202ZM231 169H232V170H231ZM224 170H225V168H224ZM224 170H223V171H224ZM16 171H17V170H16ZM210 171H212L211 168L209 169V172H208V169H207V171H206V169H205V173H204V174L207 175V176H205V175H203V174L200 175L201 178H202V176H203L202 180H205V179H206V178L204 179V176H205V177H211L210 175H212L213 177L215 176L216 173H213V171H212V172H210ZM241 171H242L244 174H246V172L242 169V170L239 171V173L235 174L234 176H237V175L239 176V175H240L241 179H242L243 177H245V175H243V177H242V175H241L242 172H241ZM203 172H204V171H203ZM203 172H202V173H203ZM240 172H241V173H240ZM198 173H199V172H198ZM198 173H197V174H198ZM200 173H201V172H200ZM80 174H81V173H80ZM209 174H210V175H209ZM217 174H216V176H217ZM195 175H196V174H195ZM36 176H37V175H36ZM200 176H199V174H198V176L196 175V178H198V177H200ZM34 177H35V176H34ZM29 178H30V177H28V179H29ZM196 178H195V179H196ZM230 178H231V177H230ZM31 179H32V178H31ZM35 179H36V177H35ZM208 179H209V178H207V184L210 183V179H209V182H208ZM212 179H213V178H212ZM212 179H211V180H212ZM243 179H246V178H243ZM12 180H13V177H11V176H10V178H8L7 180L5 179L4 181L2 180V178H0V182H1V181H2V182H5V181H6V182L3 183V184H4V186H5L4 189H6V187H7V192H9V190H12V193H13L14 190H16V192H19V191H20V192H22V191L24 192V191H25V189L23 190V187H22L24 184H23L22 186L19 185L20 187H18L17 185H15V184H16L15 182H17V183H19V182H18V181H15V182H14V181H12ZM77 180H78V179L75 178V181H77ZM79 180H80V179H79ZM30 181H31V180H30ZM200 181H201V180H200ZM212 181H213V180H212ZM2 182H1V183H2ZM10 182L13 183V184H11ZM39 182H40V180H39ZM221 182H222V183H221ZM228 182H230V181H228ZM246 182H247V181H245V183H246ZM1 183H0V186H2ZM21 183H24V182H21ZM76 183H77V182H76ZM19 184H20V183H19ZM46 184H47V183H46ZM216 184H217V183H216ZM216 184H215V185H216ZM218 184H217V185H218ZM225 184H226V182H225ZM11 185H12V186H11ZM13 185L16 186V187H14ZM28 185L31 187L30 184H28ZM76 185H77V187L80 186L79 184H75L74 186L76 187ZM217 185H216V186H217ZM8 186H9V188H8ZM10 186H11V187H10ZM24 186H25V185H24ZM221 186H222V185H221ZM225 186H226V185H225ZM77 187H76V189H78V190H76L74 187H72V188H74L73 190H74V191H77V193H78V192H79V189H80L81 187H80V188H77ZM218 187H219V189H218ZM10 188H11V189H10ZM15 188H17V189H15ZM25 188H27V187H25ZM13 189H14V190H13ZM18 189H20V190L18 191ZM21 189H22V190H21ZM220 189H221L220 186L215 187V192L217 191L218 194L223 193V191L220 190ZM222 189H223L224 191L226 190V188H224V187H222ZM249 189H250V188H249ZM213 191H214V190H213ZM5 192H6V191H4V193H5ZM7 192H6V193H7ZM14 192H15V191H14ZM27 192H28V191H26L25 193H27ZM70 192H71V191H70ZM225 192H226V191H225ZM6 193H5V194H6ZM31 193H32V192H31ZM31 193H30V194H31ZM77 193H75L74 195H73L72 192L70 193V194H71V197H72V199H73V201L78 199V198H76V197H77ZM8 194H9V193H8ZM27 194H29V193H27ZM72 195H73V196H72ZM223 195H224V194H223ZM30 196H32V195H30ZM75 196H76V197H75ZM218 196H219V195H218ZM220 196H221V195H220ZM257 196H259V195H257ZM28 197H29V196H28ZM74 197H75V198H74ZM254 197H256V196H254ZM252 200H255V198L252 199ZM256 200H257V201H258V200L260 201L259 197H257ZM142 201H143V200H141V202H142ZM257 201H256V202L253 201V202L255 203V205H253V207H254V206L256 207V206L258 205V204L256 205V203H259V202H257ZM251 203H252V202H251ZM254 203H252V204H254ZM5 204H6V203H5ZM259 204H260V203H259ZM1 206H2L3 209L6 208V206H4L3 203L1 204ZM7 206H8V204H7ZM249 206H250V205H249ZM8 207H9V206H8ZM179 207H180V206H179ZM253 207H249V208H252L251 210H253V211H251V210L249 209L247 215H249V214L252 212L251 216H253V217H258L260 214H256V212H257L258 210H259L258 212H260V211H261V207H256L257 210H255L256 208H253ZM176 208H177V207H176ZM180 209H181V207H180ZM117 210H118V209H117ZM177 210L180 211L179 209H177ZM254 210H255V212H254ZM250 211H251V212H250ZM203 212H205V211L203 210L202 213H203ZM179 214H180V213H178L177 215H179ZM204 214H205V213H204ZM177 217H178V216H177ZM253 217H252V219H253ZM259 217H260V216H259ZM258 221L260 222V220H258ZM244 230L247 231L248 229L245 228ZM35 232H36V231H35ZM35 235H36V234H35ZM32 236H33V235H32ZM34 237H35V236H34ZM77 241H78V240L74 241L73 243L75 244V243H77ZM111 242H112V241H111ZM238 255H240V254H238Z\"/></svg>", "mask_w": 264, "mask_h": 264}]
</instances>
